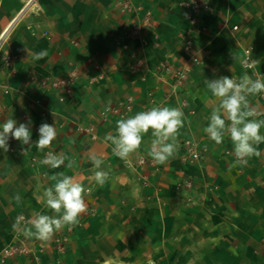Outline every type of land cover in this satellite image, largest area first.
<instances>
[{"label": "crops", "instance_id": "1", "mask_svg": "<svg viewBox=\"0 0 264 264\" xmlns=\"http://www.w3.org/2000/svg\"><path fill=\"white\" fill-rule=\"evenodd\" d=\"M245 46L264 72V0H0V123L32 121L31 147L0 149V264H264V143L241 167L229 136L216 144L203 131L218 104L205 80L253 75ZM248 99L264 119V93ZM154 105L184 113L175 157L153 162L151 131L127 160L115 156L104 137ZM44 122L57 136L41 152ZM49 151L73 167L42 164ZM58 172L88 190L86 211L49 241L27 237L13 225L54 215L42 194ZM15 243L28 252L3 258Z\"/></svg>", "mask_w": 264, "mask_h": 264}, {"label": "clouds", "instance_id": "2", "mask_svg": "<svg viewBox=\"0 0 264 264\" xmlns=\"http://www.w3.org/2000/svg\"><path fill=\"white\" fill-rule=\"evenodd\" d=\"M46 55V51H41L35 54L34 59L41 60ZM242 63L248 66L247 61ZM205 85L218 104L213 108L209 123L203 131L216 144L223 143L225 135L229 136L234 146L235 164L244 167L248 164L249 158L260 156L258 146L264 143V134H261L264 119L254 118L258 113L250 106L248 99L249 96L264 93V76L259 73L249 75L245 72L239 80L233 76H219L216 79H206ZM183 117L184 113L180 108L154 105L148 110L118 120L116 134L109 133L104 140L111 142L115 156L127 160L140 148L144 135L151 131L153 139L148 155L155 164L163 165L170 158H174L178 151L177 137L179 130L184 127ZM31 125L30 117L27 122L17 123L10 117L0 123V149L7 153L10 139L31 147ZM38 136L35 146L42 152L56 139L55 125L41 123ZM89 158L96 169L94 179L97 184L103 186L108 180V173L98 170L103 164V159L96 155H91ZM65 160H68L66 167L72 168L75 162L69 157L49 151L41 163L56 169L64 165ZM51 179L56 182L43 191L42 199L54 215L37 213L27 221L23 217H18L13 225L14 228L19 227L25 236L35 237L41 241L51 240L55 232L66 226L69 230L76 226L79 223V216L87 207L84 196L88 190L81 183L63 172L56 173ZM14 199L19 204L22 198L17 194Z\"/></svg>", "mask_w": 264, "mask_h": 264}, {"label": "built area", "instance_id": "3", "mask_svg": "<svg viewBox=\"0 0 264 264\" xmlns=\"http://www.w3.org/2000/svg\"><path fill=\"white\" fill-rule=\"evenodd\" d=\"M190 5L194 9H199V8L208 9L209 8L208 4L197 2V1H192L190 3ZM233 28H236V26L234 25ZM251 52H252V50H251L250 46H245V47L242 48L241 65L244 68L250 69L252 71V73H259L260 75L264 76V72H261V71H258L257 69H255L253 61H252ZM7 58H9V57L7 56ZM242 61H247L248 62V66L247 67L244 66ZM42 83H46V81L42 80ZM51 84L52 85H57L58 82L57 81H53ZM187 151L190 152V154H191L190 159H195L197 157V152L194 150V148L192 146L188 145L187 146ZM26 252H28V250H27V248L24 245L15 243V244H12L10 246H7V247L3 248V250L1 251V255L4 258L6 256H13L16 253H26Z\"/></svg>", "mask_w": 264, "mask_h": 264}]
</instances>
